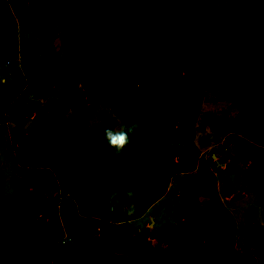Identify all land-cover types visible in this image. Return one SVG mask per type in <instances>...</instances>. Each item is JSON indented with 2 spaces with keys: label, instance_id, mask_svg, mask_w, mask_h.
I'll return each instance as SVG.
<instances>
[{
  "label": "rangeland",
  "instance_id": "obj_1",
  "mask_svg": "<svg viewBox=\"0 0 264 264\" xmlns=\"http://www.w3.org/2000/svg\"><path fill=\"white\" fill-rule=\"evenodd\" d=\"M202 1L223 13L238 1L241 20L264 25V0ZM74 2L47 0L40 17L38 0H0V86L9 94L0 111V195L23 196L26 224L48 223L55 258L45 264H71L76 254L67 256L68 248L92 258L106 250L113 264H156L155 248L167 264H185L186 250L202 241L214 248L208 264H264V38L223 29L195 12L181 28V65L168 68L166 77L156 72L160 53L144 47L130 46L129 61L111 52L92 67L89 43L78 37ZM46 61L54 68H41ZM208 66L223 69L227 80L207 77ZM72 86L83 108L71 131L84 142L98 180L96 196L77 187L61 194L52 169L15 162L27 148L34 114L55 108L73 115ZM142 86L163 102L167 143L157 161L121 162L134 148L110 153L105 129H123ZM155 106L154 98L138 102V110L148 113ZM205 113L225 117L220 131L201 125ZM210 200L225 218L217 236L203 240L184 212ZM125 221L149 249H119L126 243L121 234L104 230ZM0 258V264H27L20 252Z\"/></svg>",
  "mask_w": 264,
  "mask_h": 264
},
{
  "label": "trees",
  "instance_id": "obj_2",
  "mask_svg": "<svg viewBox=\"0 0 264 264\" xmlns=\"http://www.w3.org/2000/svg\"><path fill=\"white\" fill-rule=\"evenodd\" d=\"M46 1L38 0L40 17L44 15ZM238 7L239 2L234 1L233 11L223 13L202 0H75L73 12L81 22L78 37H83L89 43V63L92 67L104 64L111 52H116L124 60L129 61L130 46L136 49L144 47L160 53V66L156 72L166 77L168 68H177L181 65L180 48L183 41L181 28L186 21L193 18L195 12L202 13L213 24L223 29L230 27L244 36L264 38V25L241 20L238 16ZM70 58H73V54ZM46 65L54 68L48 61L40 64V67ZM204 70L207 77L218 76L221 77L222 83L226 81V72L223 69L208 66ZM142 87L144 93L137 98L136 105L123 122L122 129L126 130L133 124L138 125L129 137V145L134 150L121 162L138 157H145L148 162L157 161L163 155L167 143L170 128L160 124L163 102L150 94L146 87ZM69 89H73L74 92L73 115L69 117L55 108L34 114L26 129L27 148L16 153L15 162L21 167L33 165L52 169L61 194H68L71 188L77 187L96 196L98 180L96 175L90 172V160L85 155L84 142L71 131L74 116L82 111L83 105L78 102L76 88L72 86ZM146 97L156 100L153 113L138 110L139 100ZM8 98V90L0 86V111L7 104ZM223 120L222 116L212 118L205 113L201 125L217 129ZM93 132L85 140L86 143ZM113 151L114 148L110 147V153ZM148 154H152L153 158L146 157ZM121 162H114V165ZM73 180L77 183L73 184L71 182ZM23 201L20 193L0 195V257L6 252H20L27 264L48 263L55 258L53 246L48 243L47 238L49 225L46 221L34 225L26 224ZM224 218L220 206L212 200L193 211L184 212L185 221L203 240L215 238V234L217 236ZM112 229L117 230L126 242L119 245V249L132 251L144 247L139 245L138 233L128 221L119 226H104L106 231ZM150 250L156 264H167L160 259L155 248ZM65 253L67 256L71 253L76 254L71 264H113L106 260L108 255L106 250L94 253L93 258L85 252L76 251V248H68ZM213 258V245L207 241H202L185 252V264H208Z\"/></svg>",
  "mask_w": 264,
  "mask_h": 264
},
{
  "label": "clouds",
  "instance_id": "obj_3",
  "mask_svg": "<svg viewBox=\"0 0 264 264\" xmlns=\"http://www.w3.org/2000/svg\"><path fill=\"white\" fill-rule=\"evenodd\" d=\"M137 127L138 125L133 124L126 130L114 131L112 129H105V139L110 147L120 152L130 143V134H133Z\"/></svg>",
  "mask_w": 264,
  "mask_h": 264
},
{
  "label": "crops",
  "instance_id": "obj_4",
  "mask_svg": "<svg viewBox=\"0 0 264 264\" xmlns=\"http://www.w3.org/2000/svg\"><path fill=\"white\" fill-rule=\"evenodd\" d=\"M225 78H226V80H227V74H225ZM218 78H220V80H221V77H218ZM224 119H225V117H224ZM224 121V120H223ZM219 131H220V129H219V126H218V128H217ZM222 166V165H221Z\"/></svg>",
  "mask_w": 264,
  "mask_h": 264
},
{
  "label": "built area",
  "instance_id": "obj_5",
  "mask_svg": "<svg viewBox=\"0 0 264 264\" xmlns=\"http://www.w3.org/2000/svg\"><path fill=\"white\" fill-rule=\"evenodd\" d=\"M59 201H62V197L59 198ZM64 243V241H62Z\"/></svg>",
  "mask_w": 264,
  "mask_h": 264
}]
</instances>
